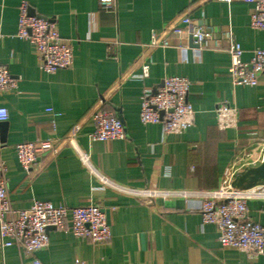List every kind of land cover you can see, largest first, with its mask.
I'll return each instance as SVG.
<instances>
[{
    "label": "crops",
    "instance_id": "1",
    "mask_svg": "<svg viewBox=\"0 0 264 264\" xmlns=\"http://www.w3.org/2000/svg\"><path fill=\"white\" fill-rule=\"evenodd\" d=\"M22 0H0V63L19 80L16 90L0 93L8 111L0 122V158L7 165L8 191L15 208L35 200L74 207L97 204L110 214L112 238L96 244L66 230L49 229V245L36 253L43 264H264V255L223 247L215 228L203 224L200 201L159 197L151 204L104 187L82 164L67 136L86 151L103 175L134 187L215 189L224 173L237 175L261 163L264 138V77L256 85H235L227 48L238 41L249 61L264 49V30L250 26L256 0H28L30 11L57 21L74 47V64L48 73L34 46L15 36ZM212 33L198 47L169 35L168 46L150 47L182 14ZM149 64L147 77L139 78ZM169 75L191 81L188 100L194 123L182 134L163 135L158 123L140 120L145 89H156ZM238 108L239 128L220 129L216 107ZM116 113L122 139L93 141V114ZM51 140L32 171L21 165L16 145ZM249 165V166H248ZM248 218L264 224V199L248 202ZM16 246L0 241V264H33Z\"/></svg>",
    "mask_w": 264,
    "mask_h": 264
},
{
    "label": "built area",
    "instance_id": "2",
    "mask_svg": "<svg viewBox=\"0 0 264 264\" xmlns=\"http://www.w3.org/2000/svg\"><path fill=\"white\" fill-rule=\"evenodd\" d=\"M115 0H100L105 10L114 8ZM208 1V0H197ZM229 1V0H227ZM16 37L28 40L38 55L41 69L54 73L59 69L71 68L74 64V47L70 40L63 38L57 21L30 11L28 0L19 5ZM250 26L264 30V0L255 1V9L250 18ZM169 35L179 39L181 49L188 47L190 40L198 47L209 45L212 33L199 26L185 13L167 25L160 33H153L150 47L168 46ZM5 37L0 30V42ZM231 64L229 73L235 85H256L264 77V49L256 48L249 61L243 60V48L232 40L227 48ZM149 64L143 65L139 78L147 77ZM19 80L8 67L0 63V93L16 90ZM191 81L184 76L169 75L162 79L156 89H145L142 99L140 120L143 124L158 123L163 135L182 134L195 120V110L188 100ZM217 124L220 129H237L240 125L238 108L227 103L216 107ZM8 111L0 107V122L6 121ZM93 141L122 139L126 136L122 119L111 111H96L93 116ZM82 164L99 180L102 186L110 187L125 195H131L144 203L151 204L159 197L197 199L200 201L203 224L211 225L218 234L220 244L225 248L239 249L250 258L264 255V224L248 218V202L251 199H264V183L250 187H237L234 181L237 169H228L221 184L215 189H161L141 188L122 183L100 173L93 165L89 154L76 147L75 138L67 136ZM261 162L264 158V138ZM51 140L23 141L16 145V153L22 167L32 171L37 160L53 150ZM68 227L75 236L85 237L96 244L108 242L113 235L107 211L90 203L81 206L53 204L47 200H35L27 208H15L9 196L7 165L0 158V241L3 246L16 245L33 264H43L36 253L49 245V229L66 230Z\"/></svg>",
    "mask_w": 264,
    "mask_h": 264
},
{
    "label": "water",
    "instance_id": "3",
    "mask_svg": "<svg viewBox=\"0 0 264 264\" xmlns=\"http://www.w3.org/2000/svg\"><path fill=\"white\" fill-rule=\"evenodd\" d=\"M258 183H264V158L257 166H252L236 175L234 185L237 187H250ZM108 220L110 223V214L107 211Z\"/></svg>",
    "mask_w": 264,
    "mask_h": 264
},
{
    "label": "rangeland",
    "instance_id": "4",
    "mask_svg": "<svg viewBox=\"0 0 264 264\" xmlns=\"http://www.w3.org/2000/svg\"><path fill=\"white\" fill-rule=\"evenodd\" d=\"M249 166V165H248ZM248 168V167H247Z\"/></svg>",
    "mask_w": 264,
    "mask_h": 264
}]
</instances>
